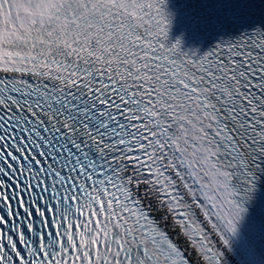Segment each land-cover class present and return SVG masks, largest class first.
<instances>
[{
  "label": "snow or ice",
  "instance_id": "snow-or-ice-1",
  "mask_svg": "<svg viewBox=\"0 0 264 264\" xmlns=\"http://www.w3.org/2000/svg\"><path fill=\"white\" fill-rule=\"evenodd\" d=\"M214 2L261 18L186 49L170 0H0V264H264V0Z\"/></svg>",
  "mask_w": 264,
  "mask_h": 264
}]
</instances>
